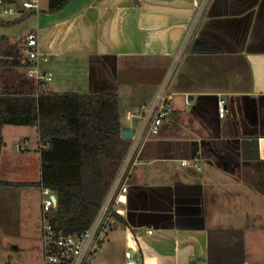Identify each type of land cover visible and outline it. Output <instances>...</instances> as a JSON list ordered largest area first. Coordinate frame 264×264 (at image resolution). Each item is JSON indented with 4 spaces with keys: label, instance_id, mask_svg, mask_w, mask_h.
Listing matches in <instances>:
<instances>
[{
    "label": "crops",
    "instance_id": "0c3cea01",
    "mask_svg": "<svg viewBox=\"0 0 264 264\" xmlns=\"http://www.w3.org/2000/svg\"><path fill=\"white\" fill-rule=\"evenodd\" d=\"M21 1L3 0L0 16L8 6L17 13L0 22L24 15ZM38 4L20 23L1 26L0 35L11 40L17 29L37 34L44 56L38 69L51 76L50 91L115 93L121 130L133 129L137 118L127 120L126 112L138 113L180 55L170 83L171 113L142 146L128 180L121 204L125 224L117 220L105 234L93 264H141L143 257L153 264L207 261V232L225 240L232 231L218 223L222 197L242 181L217 164V148L223 152V141L258 138L259 158L252 159L249 148L241 164L264 160V0H68L51 11L49 0ZM26 80L23 68H0V88ZM218 99L225 101L223 118L217 117ZM2 139L0 175L7 173L0 180L38 181L37 128L4 125ZM18 142L24 150H15ZM35 237L36 248L22 247L26 259L9 255L5 264H43L41 228ZM128 245L131 259L124 255ZM244 258L248 263L245 247Z\"/></svg>",
    "mask_w": 264,
    "mask_h": 264
},
{
    "label": "trees",
    "instance_id": "16d2710c",
    "mask_svg": "<svg viewBox=\"0 0 264 264\" xmlns=\"http://www.w3.org/2000/svg\"><path fill=\"white\" fill-rule=\"evenodd\" d=\"M68 0H49V10ZM34 13L0 22L8 27ZM22 42L10 43L0 35V68H23ZM4 125L35 126L40 143V179L36 182L0 180V186L45 187L56 195L57 206L49 215L54 229L72 234L86 229L104 198L115 171L126 154L129 140L120 136L121 124L115 93L79 94L43 90L32 84L0 88V149ZM217 164L232 174L241 165L240 145L223 141ZM258 164L259 178H242L264 194V160ZM237 176V175H236ZM238 177V176H237ZM239 178V177H238ZM123 224V219L117 217ZM226 239L207 232V264H245L243 233L227 231ZM233 236L234 239H231Z\"/></svg>",
    "mask_w": 264,
    "mask_h": 264
},
{
    "label": "built area",
    "instance_id": "2783aa9c",
    "mask_svg": "<svg viewBox=\"0 0 264 264\" xmlns=\"http://www.w3.org/2000/svg\"><path fill=\"white\" fill-rule=\"evenodd\" d=\"M2 3L3 0H0L1 5ZM20 7L23 10L37 12L39 9L38 0H22ZM202 11V8L198 9V13ZM14 13H17V10L11 6L2 9L3 15ZM19 34L9 41L10 43L22 42V54L27 63L23 69L29 78V82L36 88L47 90V84L51 81V76L40 72L38 69V63L44 59V56L38 48L37 34L34 31ZM179 58L180 55L175 57L173 66L158 85L153 97L139 105L138 113L135 114L131 110L126 112L127 120L137 118L136 124L131 129L132 136L128 138L130 141L128 149L115 171L91 224L86 229L72 234L65 233L61 229H54L49 222V215L57 206L56 195L48 188H40L42 194L40 217L42 221L43 264H93L94 259L102 252L103 237L116 226L117 217H121L124 213L121 204L127 198L128 180L134 167L139 163L140 150L146 141L158 135L163 122L171 113L172 94L170 83L176 67H178ZM186 104H188L187 100ZM216 113L218 118L225 116L226 107L223 99L217 100ZM14 148L16 151H22L25 147L23 142H18L14 145ZM185 163L189 162L182 160V164ZM192 165L195 166L194 163ZM146 232L150 234L152 230L148 229ZM132 248V245H128L124 252L125 257L128 259H131L133 255ZM141 264H153V260L143 257ZM201 264H207V261H201ZM245 264H264V262Z\"/></svg>",
    "mask_w": 264,
    "mask_h": 264
},
{
    "label": "rangeland",
    "instance_id": "374dc122",
    "mask_svg": "<svg viewBox=\"0 0 264 264\" xmlns=\"http://www.w3.org/2000/svg\"><path fill=\"white\" fill-rule=\"evenodd\" d=\"M8 16L10 15L0 17L8 18ZM6 31L13 33L15 30L7 29ZM18 32L20 31L17 29V34H19ZM27 82L29 83V81ZM236 171L239 178H242L244 173H249L254 179L259 178L256 164H241ZM13 172L17 173L18 171L15 169ZM36 172V169H32L31 176H35ZM6 173L2 172L0 176L4 177ZM228 192L231 193V196L222 197L221 202L224 205L220 209L218 223L221 222L224 228L243 233L248 263H263L264 194L240 180ZM41 198V190L36 187L23 190L0 187V264H5L4 260L9 255L21 260L26 259L29 255L26 250L22 249L23 246L36 248L35 235L37 228L39 227L40 230L42 223L41 217L38 216ZM28 217L30 220L32 219L31 222L28 221ZM224 239H226V234ZM16 245L20 246L18 250L14 249Z\"/></svg>",
    "mask_w": 264,
    "mask_h": 264
},
{
    "label": "water",
    "instance_id": "95a60500",
    "mask_svg": "<svg viewBox=\"0 0 264 264\" xmlns=\"http://www.w3.org/2000/svg\"><path fill=\"white\" fill-rule=\"evenodd\" d=\"M132 130L122 129L120 132V136L122 138L128 139L132 136ZM241 150V156L244 157L245 153L248 152V149H251V157L252 159L259 158V139L258 138H250V139H241L238 141Z\"/></svg>",
    "mask_w": 264,
    "mask_h": 264
}]
</instances>
